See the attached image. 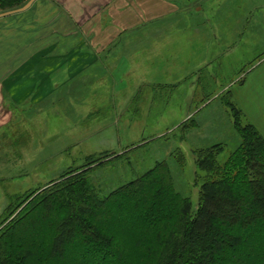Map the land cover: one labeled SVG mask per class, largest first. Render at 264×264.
Masks as SVG:
<instances>
[{"label":"rangeland","instance_id":"obj_1","mask_svg":"<svg viewBox=\"0 0 264 264\" xmlns=\"http://www.w3.org/2000/svg\"><path fill=\"white\" fill-rule=\"evenodd\" d=\"M211 3L206 1L204 9L234 8L230 16L227 8L220 10V23L230 24V31L229 26L223 28L220 42L203 33L205 46L195 49L198 56H192L191 48L198 43L192 41L182 48L159 50L155 62L138 66L132 78L115 81V75L108 73L105 79L78 81L77 92L63 96L59 108L42 113L33 127L30 120L27 127L24 120H15L9 131L12 148L5 141L7 134L0 131V217L11 198L43 188L82 167L88 156L105 152L123 158L89 174L101 196L166 161L178 191L190 198L192 214L197 212L206 174L196 164V151L223 144L218 156L223 164L241 143L220 96L231 91L243 111V123L253 124L264 137V47L254 46L256 41L245 38L249 33L242 31L243 25L260 31L264 0ZM178 36L171 39L179 40ZM163 52L171 54L163 58ZM197 60L203 64H191ZM192 121L193 127L188 125Z\"/></svg>","mask_w":264,"mask_h":264},{"label":"trees","instance_id":"obj_2","mask_svg":"<svg viewBox=\"0 0 264 264\" xmlns=\"http://www.w3.org/2000/svg\"><path fill=\"white\" fill-rule=\"evenodd\" d=\"M31 1L0 0V18ZM220 98L241 143L223 164V144L196 151L206 175L194 215L166 161L101 196L89 174L123 155H90L11 198L0 217V264H264V137L243 123L231 91Z\"/></svg>","mask_w":264,"mask_h":264},{"label":"crops","instance_id":"obj_3","mask_svg":"<svg viewBox=\"0 0 264 264\" xmlns=\"http://www.w3.org/2000/svg\"><path fill=\"white\" fill-rule=\"evenodd\" d=\"M206 1L219 4V0H35L24 11L1 17L0 131L7 134L8 148L17 118L26 127L30 120L33 127L42 113L59 108L63 96L77 92L78 81L105 79L108 73L115 81L132 78L138 66L155 62L159 50L182 48L192 41L198 42L191 48L192 56H198L195 49L205 46L203 33L220 42L223 28L229 26L230 31L231 26H222L220 10L227 8L230 16L234 8L204 9ZM263 13L259 32L252 25L242 26L249 33L244 37L256 41L254 46L264 47ZM170 54L163 52L162 57Z\"/></svg>","mask_w":264,"mask_h":264},{"label":"water","instance_id":"obj_4","mask_svg":"<svg viewBox=\"0 0 264 264\" xmlns=\"http://www.w3.org/2000/svg\"><path fill=\"white\" fill-rule=\"evenodd\" d=\"M31 4H32V1L31 2H29L25 7H24V9H27V8H29L30 6H31Z\"/></svg>","mask_w":264,"mask_h":264}]
</instances>
